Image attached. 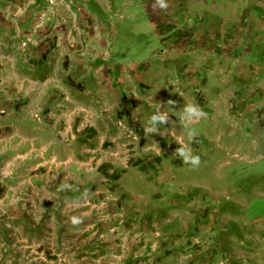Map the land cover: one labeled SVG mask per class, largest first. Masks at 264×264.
<instances>
[{
	"label": "crops",
	"instance_id": "obj_1",
	"mask_svg": "<svg viewBox=\"0 0 264 264\" xmlns=\"http://www.w3.org/2000/svg\"><path fill=\"white\" fill-rule=\"evenodd\" d=\"M166 3L0 0V264H222L249 245L204 170L258 134L264 0ZM126 41L143 52L108 55ZM200 140L193 168L175 151Z\"/></svg>",
	"mask_w": 264,
	"mask_h": 264
},
{
	"label": "rangeland",
	"instance_id": "obj_2",
	"mask_svg": "<svg viewBox=\"0 0 264 264\" xmlns=\"http://www.w3.org/2000/svg\"><path fill=\"white\" fill-rule=\"evenodd\" d=\"M138 37L139 38H135V44L137 43L140 45L141 41H144L145 38H143V35H139ZM135 44L132 46V44H127L126 41V45H124L121 50L118 43L113 44L111 49L109 48L108 55L111 53V57L113 58H125L124 56H126L127 59H125L127 62L128 59L135 56L134 53L138 54L144 50L142 46L140 48L135 46ZM135 47H137V52L133 50ZM106 63L111 66L115 65L114 61L110 59H107ZM253 114L254 116H259L260 112L258 114L255 109ZM259 117L261 118V122H259V130L256 129L258 134H255L253 127L248 124L250 125V134L249 136H245L244 140L231 142L230 145L225 148L222 147V149L213 146L212 152L215 158L214 160L212 159L209 164L210 170L212 169L211 171H213L212 176L209 174L208 170L207 172L204 170L206 177H211V180L213 177V184L214 182L218 183L216 194L228 196L241 203L242 207H248L249 205L253 206L255 213H257L254 214L245 209L242 210L239 205H236V207L239 206V212L230 207L227 208L230 213L229 215H232L236 219L237 217H242L244 221L243 232L245 238L249 241V245L246 247L240 245L238 250H234V252L229 255L225 254L222 264H233V262L235 264L236 262H241V264L242 262H244V264H252L250 262L252 259L260 260L264 257V117ZM126 128L124 129L129 133L130 128L127 126ZM200 128V125L197 124V134L204 138ZM212 142H215V140L213 139ZM208 146L209 144H205L202 140L197 141V150L194 154H199L200 156L205 155L209 148ZM201 158H203V156ZM233 217L232 219H234ZM232 239L233 242H231V244L233 243V245L237 247V243L234 242L236 239L233 236ZM254 247H261L262 249L258 251L255 250Z\"/></svg>",
	"mask_w": 264,
	"mask_h": 264
},
{
	"label": "clouds",
	"instance_id": "obj_3",
	"mask_svg": "<svg viewBox=\"0 0 264 264\" xmlns=\"http://www.w3.org/2000/svg\"><path fill=\"white\" fill-rule=\"evenodd\" d=\"M159 7L164 9L167 8L166 0H158ZM206 113L203 112L202 109H199L195 105H187L184 109V116L191 118H200L202 116H205ZM166 119L165 115H152L151 121L160 120L161 122H164ZM187 126V125H186ZM147 131L149 132H155L154 128H148ZM195 133L189 129V139H192L194 137ZM176 155L181 158L182 162L184 164H189L191 167L196 168L199 167L201 163V156L199 154H193L192 149L189 147L183 146V144L176 149ZM73 223H79V220L77 218H73Z\"/></svg>",
	"mask_w": 264,
	"mask_h": 264
},
{
	"label": "built area",
	"instance_id": "obj_4",
	"mask_svg": "<svg viewBox=\"0 0 264 264\" xmlns=\"http://www.w3.org/2000/svg\"><path fill=\"white\" fill-rule=\"evenodd\" d=\"M48 3H50V4H55V0H48ZM27 43H26V41H22L21 42V45L24 47L25 45H26ZM195 93H197V94H199L200 92H199V89H196L195 90ZM181 119H182V117H180ZM117 124L120 126V127H122V128H126V122L124 121V120H117ZM127 129V128H126Z\"/></svg>",
	"mask_w": 264,
	"mask_h": 264
},
{
	"label": "trees",
	"instance_id": "obj_5",
	"mask_svg": "<svg viewBox=\"0 0 264 264\" xmlns=\"http://www.w3.org/2000/svg\"><path fill=\"white\" fill-rule=\"evenodd\" d=\"M238 207H236V205L230 206L231 209H235V210L239 209ZM240 209H245L247 211H250L251 213L257 214V213H255V209L253 208V206H250V205L248 207H240Z\"/></svg>",
	"mask_w": 264,
	"mask_h": 264
}]
</instances>
